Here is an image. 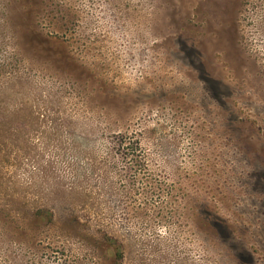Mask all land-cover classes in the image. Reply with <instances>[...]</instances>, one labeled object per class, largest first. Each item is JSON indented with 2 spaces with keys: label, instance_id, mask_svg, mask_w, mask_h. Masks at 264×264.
<instances>
[{
  "label": "rangeland",
  "instance_id": "1",
  "mask_svg": "<svg viewBox=\"0 0 264 264\" xmlns=\"http://www.w3.org/2000/svg\"><path fill=\"white\" fill-rule=\"evenodd\" d=\"M0 264H264V0H0Z\"/></svg>",
  "mask_w": 264,
  "mask_h": 264
}]
</instances>
